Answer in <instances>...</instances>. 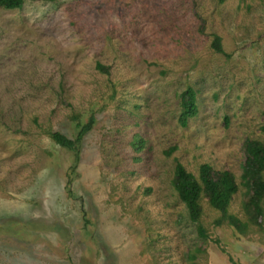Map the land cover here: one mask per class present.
I'll use <instances>...</instances> for the list:
<instances>
[{
  "label": "rangeland",
  "instance_id": "obj_1",
  "mask_svg": "<svg viewBox=\"0 0 264 264\" xmlns=\"http://www.w3.org/2000/svg\"><path fill=\"white\" fill-rule=\"evenodd\" d=\"M189 86L199 113L181 126ZM93 112L68 186L74 155L51 133ZM262 125L264 0L0 7V264H188L199 247L200 264H264V227L217 226L203 197L204 239L172 186L178 161L230 170L246 220L243 141L264 142Z\"/></svg>",
  "mask_w": 264,
  "mask_h": 264
},
{
  "label": "trees",
  "instance_id": "obj_2",
  "mask_svg": "<svg viewBox=\"0 0 264 264\" xmlns=\"http://www.w3.org/2000/svg\"><path fill=\"white\" fill-rule=\"evenodd\" d=\"M224 1V0H220ZM25 0H0V7L6 9L22 8ZM216 51L224 53L221 43V37L215 35L212 45ZM98 68L103 72H109L108 68L98 63ZM181 114L179 123L181 126H187L190 118L199 113L197 100V91L189 86L180 95ZM96 123V113L93 112L88 121L78 122V131L74 137H69L60 131H53L51 137L60 146L73 152L74 161L70 167L68 186L73 181V173L76 172L81 160V146L85 135L92 130ZM264 132V125L261 126ZM143 140L137 139V145L141 148ZM176 147L166 151L170 155ZM243 151L245 160L242 169V184L245 186V196L242 202V208L246 214V220H241L237 215L230 212L229 207L234 195L239 190V183L236 175L227 169H216L210 163H203L199 167L198 175L191 172L186 166L178 161L172 178V186L177 192L179 198L185 204L190 219L197 224L199 235L207 239L209 234L201 223L204 212L201 199L207 198L209 204L220 212V216L214 221L219 226L227 223L236 228V230L248 235L250 226H257L260 229L264 227V142L260 139L246 138L243 141ZM219 243V239L214 240ZM201 248H195L187 253L188 264H200L198 255ZM232 264H238L230 255Z\"/></svg>",
  "mask_w": 264,
  "mask_h": 264
}]
</instances>
